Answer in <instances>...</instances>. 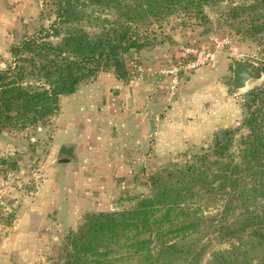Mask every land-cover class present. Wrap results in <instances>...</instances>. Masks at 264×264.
I'll return each mask as SVG.
<instances>
[{
  "label": "trees",
  "instance_id": "obj_1",
  "mask_svg": "<svg viewBox=\"0 0 264 264\" xmlns=\"http://www.w3.org/2000/svg\"><path fill=\"white\" fill-rule=\"evenodd\" d=\"M52 1L53 21L9 46L0 130L44 125L60 95L98 72L129 78L125 56L149 44L141 30L172 14L205 18L204 6L226 3L235 32L264 54V0ZM241 100L244 134L216 131L164 175L151 174L131 207L85 214L58 264H264V84Z\"/></svg>",
  "mask_w": 264,
  "mask_h": 264
},
{
  "label": "crops",
  "instance_id": "obj_2",
  "mask_svg": "<svg viewBox=\"0 0 264 264\" xmlns=\"http://www.w3.org/2000/svg\"><path fill=\"white\" fill-rule=\"evenodd\" d=\"M0 1L2 20L10 12L6 5L15 0ZM135 69L126 80L99 72L74 92L59 96L57 112L38 127L44 134L41 181L15 211V231L0 244L2 261L8 263L19 250L30 260L45 235L73 229L83 214L135 202L147 193L151 174L177 162L172 156L180 151L177 103L167 101L158 76L142 67ZM188 122L190 130L184 137L195 148L190 139L195 129ZM58 154L67 155V161L51 164ZM165 160L167 164L153 172L156 161Z\"/></svg>",
  "mask_w": 264,
  "mask_h": 264
},
{
  "label": "rangeland",
  "instance_id": "obj_3",
  "mask_svg": "<svg viewBox=\"0 0 264 264\" xmlns=\"http://www.w3.org/2000/svg\"><path fill=\"white\" fill-rule=\"evenodd\" d=\"M52 2L15 0L6 5L10 12L0 19V69L6 68L12 61L9 53L11 44L33 35L37 29L47 27L53 21ZM225 4L204 6L205 18L180 13L150 24L141 30L149 44L125 56L131 75L137 72V66L149 70L162 81L167 101L177 103L179 110L176 115L180 116L181 123L180 151L172 156L174 161L180 163L188 153L210 144L216 131L230 128L236 129V137L244 134L246 129L241 122L246 108L237 97L242 98L248 91L264 84L263 74V77L251 82L246 89L231 94L232 63L240 59L258 66L264 73V54L261 53L262 45L257 41L235 32L233 21L225 16ZM0 7H3V1H0ZM4 21L7 25L3 27L1 24ZM50 40L57 41L56 38ZM207 53L209 55L203 60ZM191 64L194 66L191 67ZM173 67L178 68V84L175 94L169 97L166 90L169 74H164L161 70ZM50 119L51 117L47 122ZM188 121L192 124V129H195L194 133L190 132V139L193 138L197 145L195 148H190L191 144L184 137L187 130H190ZM39 126L43 125L38 123L25 128L9 126L0 130V244L15 231L13 225L19 203H23L42 178L45 162L40 155L44 134L38 130ZM31 137L34 138L33 142L29 139ZM174 152L175 150L172 153ZM156 164L153 172L157 166L166 165L167 161H156ZM165 168L158 174L164 175ZM132 205L133 201L120 202L118 208L112 210ZM78 225L72 226L73 229L68 231L76 230ZM67 229H58L45 235L43 245L38 243L34 246L30 260L18 254L19 250L15 252V257L9 258L8 263L0 258V264L60 263L67 245Z\"/></svg>",
  "mask_w": 264,
  "mask_h": 264
},
{
  "label": "water",
  "instance_id": "obj_4",
  "mask_svg": "<svg viewBox=\"0 0 264 264\" xmlns=\"http://www.w3.org/2000/svg\"><path fill=\"white\" fill-rule=\"evenodd\" d=\"M263 72L259 69L258 66L253 64L246 63L240 59L235 60L232 63V76H231V85L230 91L231 94H235V92L244 90L248 87V85L263 77ZM241 100V96L237 97ZM68 159L67 155L58 154L52 161L51 164H58L62 162H66Z\"/></svg>",
  "mask_w": 264,
  "mask_h": 264
},
{
  "label": "built area",
  "instance_id": "obj_5",
  "mask_svg": "<svg viewBox=\"0 0 264 264\" xmlns=\"http://www.w3.org/2000/svg\"><path fill=\"white\" fill-rule=\"evenodd\" d=\"M218 45L219 44H217L216 47H218ZM208 55H209V53L205 54L203 60H206V57ZM179 63L180 62H178V64ZM192 66H194V64H191V67ZM161 71L164 74H169L166 90H167V95L169 97H172L175 94V91H176V88H177V84H178V76H177L178 68L177 67H173L170 70H161Z\"/></svg>",
  "mask_w": 264,
  "mask_h": 264
}]
</instances>
